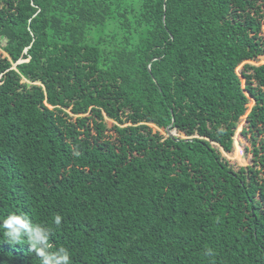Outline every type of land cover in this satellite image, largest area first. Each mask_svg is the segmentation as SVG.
Instances as JSON below:
<instances>
[{"label":"trees","instance_id":"obj_1","mask_svg":"<svg viewBox=\"0 0 264 264\" xmlns=\"http://www.w3.org/2000/svg\"><path fill=\"white\" fill-rule=\"evenodd\" d=\"M261 58L264 0H0V222L71 264H264ZM0 264L40 260L0 230Z\"/></svg>","mask_w":264,"mask_h":264},{"label":"clouds","instance_id":"obj_2","mask_svg":"<svg viewBox=\"0 0 264 264\" xmlns=\"http://www.w3.org/2000/svg\"><path fill=\"white\" fill-rule=\"evenodd\" d=\"M54 224H61V217L55 216ZM3 232V242L15 246L16 244L29 245V251L34 252L40 264H71V252L66 247L52 250L50 237L53 228L44 223H37L25 212H12L0 222Z\"/></svg>","mask_w":264,"mask_h":264},{"label":"rangeland","instance_id":"obj_3","mask_svg":"<svg viewBox=\"0 0 264 264\" xmlns=\"http://www.w3.org/2000/svg\"><path fill=\"white\" fill-rule=\"evenodd\" d=\"M251 63L256 64V65L264 64V58H261V59H259V61H254ZM239 68H241V66ZM253 105H254V102L250 103V109L252 108ZM244 123H245V121L243 120L240 124L239 131L242 129V126L244 125ZM243 151H244V147L240 141V137L237 134L236 141H235V151L233 154H228L226 156L228 157L229 160H231V162H233L239 166H246L249 163H248V160H247L246 156L244 155ZM146 160L147 159H145V161ZM147 174L149 176L166 177L168 179L167 188L170 186V184L174 178H178V179L181 178L179 173H174V172L160 173L158 171L152 170L151 167H148ZM37 188L44 193V195H43L44 200H47L48 196H49V187L45 188V187L37 186ZM192 200L195 202L197 213L201 216L203 222L211 227V233L210 234L212 237V235L214 234V229H215V225L213 222L214 215L209 213V212L203 211V209L200 206V203L197 200H195L194 198H192ZM60 216H61V220H63V221L69 217L67 215V213H65L64 211L60 212ZM206 249H207V252H209L211 254V261L212 262L215 260L216 257H221L227 263H229L227 256L224 253H222L221 251H219L213 247L212 238L207 240ZM122 252H120L117 257L120 258L122 256Z\"/></svg>","mask_w":264,"mask_h":264},{"label":"water","instance_id":"obj_4","mask_svg":"<svg viewBox=\"0 0 264 264\" xmlns=\"http://www.w3.org/2000/svg\"><path fill=\"white\" fill-rule=\"evenodd\" d=\"M169 135H172V133H169Z\"/></svg>","mask_w":264,"mask_h":264}]
</instances>
